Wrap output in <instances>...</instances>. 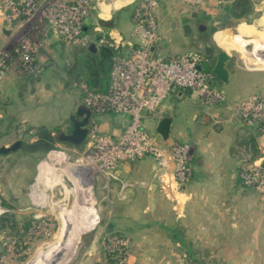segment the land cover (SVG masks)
<instances>
[{
	"label": "rangeland",
	"instance_id": "obj_1",
	"mask_svg": "<svg viewBox=\"0 0 264 264\" xmlns=\"http://www.w3.org/2000/svg\"><path fill=\"white\" fill-rule=\"evenodd\" d=\"M90 4V15L83 21V26L88 18L95 19L97 16V2H91ZM179 5L182 6L174 0H159L155 8L154 16L157 21V26L161 27L165 35L160 42L163 48L162 51L171 54L194 52L204 56L205 51L210 50L214 62L215 55L223 49L231 54V60L228 64V82L226 84L220 83L215 87L224 91L227 96V102L235 103L237 100L234 98L238 97V95L239 99L247 96L264 97V64H261L257 60L256 52L246 54L242 50L244 44H259V42L262 44L264 42V37H260L264 35V25L262 27L259 25V20L264 17V0H254V15L251 22L230 16L226 21H222V15L226 14L223 10L221 12L216 11L211 15L209 14L210 16L206 12L199 11V13L203 14V22L207 26L212 25L217 29V32L214 33L216 35H212L211 37L207 34L199 35L196 32L194 24L197 23V18H191L188 24L190 26V32L187 35L183 34L182 28H179L176 33L171 30L173 28L171 25L176 22L177 17L189 15L187 12H179ZM133 8L134 6L132 5L124 8L125 13L122 12L120 14L121 17H119L121 19L115 21L118 25L117 28L106 29V32L95 28L96 30H94L97 32L94 31L95 34L88 35L91 41L90 43H92L94 37L97 35H100L102 37L101 39L108 37L114 42L116 37L114 39L112 38L111 31H124L126 29V12L129 11L131 13H128L132 15ZM25 34L26 37H33L37 47H39L36 50L37 56L41 53L53 58L56 56L52 53L48 54V51H50L47 43L49 31L46 25L31 24L25 28ZM125 34L126 32L119 35L123 37ZM51 36L57 40L52 34ZM200 36L205 37L207 40L200 42L198 39ZM60 43L69 50L75 49L78 53L82 52L84 48ZM69 55L70 51L66 55L67 62L63 64L61 70L58 69L52 74L53 77L66 73L65 69H69L74 63V59ZM41 71L39 67L36 68L35 72L29 73L20 70L18 67L10 66L3 72L0 79V83H2V86H0V134L4 132L6 123L11 117L18 123V126L21 125L24 129L32 128L34 131V128L43 126L49 130L58 128V132L62 133L70 131V121L68 118L69 116L76 118V116L75 114H69L67 116L60 115V111L63 105L70 104L68 100L71 99L73 93L79 92L73 90V87H71V92L62 95L60 99H57V96L53 97V100L51 99L47 104L37 103V100L19 101L6 92L8 88L6 87V83L10 79L7 76L13 74L19 78L25 77L30 79L38 76ZM75 83L78 84L77 81ZM31 87V85H28L25 90L29 91ZM52 90L57 91L58 88H53ZM36 91L40 90L36 89ZM169 102H165L164 107L168 106ZM194 102L196 103V101ZM39 106L42 108L43 106L44 108L47 106L50 109L48 111L51 117L35 116ZM192 109L191 100L187 96L183 101H177L175 110L181 115V118L180 116L176 118L177 123L181 125L182 121H190ZM182 115L186 117L184 120H182ZM144 123L149 124L151 121L146 120ZM149 133L153 134L152 131H149ZM184 134L186 133L184 132ZM184 134L181 131L177 133L176 130L172 136H176L181 142L178 144H184L182 142L186 138ZM259 135L263 136L261 134ZM6 137L2 138V142H8L9 140L11 142L13 139L10 135H8V138ZM83 147L84 144L77 149L73 145L56 140L54 150L45 156H37L30 159L11 156L8 161L5 157L0 159V208L6 210V213L10 215H14L19 210L26 211L28 206L26 192L29 189L33 194L34 192L36 193V206L30 205L32 209L29 211L37 217L36 222L29 224L26 230L18 223L16 225L14 224L12 228L0 232V257H3L1 264H31L41 250L54 244L59 239L60 233L62 232V224L66 221L61 215L63 211L70 213L67 218L69 225L74 222L77 216L82 228L75 231L76 229H73L74 225L73 227L71 225L65 231L68 234L67 237L70 234L73 236L75 232L78 236L71 253L68 252L69 248H65L63 251L65 254L57 256L62 259L60 264H110L106 259V245H101L100 243L101 239L108 233H113L118 238H123L122 241L124 239L126 241L124 249L122 247V253L125 255L121 259L123 264H191L186 258L181 259L180 257L181 253L186 252L184 247L180 246L175 248L173 246H162L159 244L161 238L170 236V233L164 227L165 225L172 224L174 218L179 219L178 223L182 227V236L186 241L190 242L191 228L189 226H191V213L186 215L183 211L180 212L177 208L174 195L167 194L166 191L163 194L168 202L164 203L162 208L158 206L157 211L154 209L152 212L150 210L143 212L144 207L143 205H139L138 199L128 204L129 199L125 196V191L129 190L130 187L138 186L122 181L115 185L111 181H106L101 176H92L87 170V167L83 165L85 163L81 159ZM262 151L263 149H261V153ZM43 161L49 167L45 175H42L39 171V166L44 163ZM190 165L189 176L184 181L178 182L177 188L173 189V194L176 195V193H180L186 189L191 179ZM246 166L241 165L240 167ZM72 173L75 174V178ZM79 174L85 179H82ZM44 178L61 179L67 191L61 189L59 186L51 189L48 188L44 184ZM241 186L259 197L264 198V195L257 194L251 188ZM76 210L77 214L73 212ZM169 210L171 214L168 213ZM252 216V221L255 222L263 219L256 212ZM27 217L28 214H24L21 221L25 220L24 222H28ZM160 219H162V222L158 224L156 221ZM75 224L78 225V222ZM144 225H150V228L145 229ZM109 226H112V228H109ZM131 238L132 240H129ZM148 239L150 242H147ZM12 242L14 243L13 245L10 244ZM116 247L119 249L118 246ZM40 263L43 264V262Z\"/></svg>",
	"mask_w": 264,
	"mask_h": 264
},
{
	"label": "built area",
	"instance_id": "obj_2",
	"mask_svg": "<svg viewBox=\"0 0 264 264\" xmlns=\"http://www.w3.org/2000/svg\"><path fill=\"white\" fill-rule=\"evenodd\" d=\"M158 1H135L131 40L124 42L119 38L114 43L119 51L109 64L106 89L92 92L83 82L73 87L79 91L77 99L90 111L81 153L83 165L90 174L116 181L121 165L150 157L159 188L173 196L178 182L189 176L191 147L185 143H162L155 134L149 133L148 123L144 121H158L165 102L177 93L190 92L196 96L199 106H225L234 111L245 126L264 136V97L247 96L229 103L224 91L213 85L214 76L204 68L201 55L163 52L154 16ZM174 1L193 13H209L221 12L231 0ZM90 3V0H0V16L13 33L10 42L0 49V79L10 66L29 73L39 68L36 55L39 47L33 37L25 34V28L31 24L46 25L49 33L64 44L88 48L91 41L84 32L83 21L90 15ZM255 54L264 64V47L260 42ZM107 115L124 121L122 130L117 133L103 130L97 119ZM238 176L241 185L264 195V149L258 158L240 167ZM5 212L0 208V215ZM122 239L108 233L100 241L101 245H106V259L110 264H123L122 247L124 249L126 241Z\"/></svg>",
	"mask_w": 264,
	"mask_h": 264
},
{
	"label": "crops",
	"instance_id": "obj_3",
	"mask_svg": "<svg viewBox=\"0 0 264 264\" xmlns=\"http://www.w3.org/2000/svg\"><path fill=\"white\" fill-rule=\"evenodd\" d=\"M90 1L97 2V16L95 19L88 18L85 21L84 32L87 35L95 34L97 28L101 29L102 32H106V29L117 28L118 25L115 21H119L121 19L119 18L121 17L120 14L125 13L124 8L129 5L134 6L136 0L125 2L124 0ZM186 8L179 5L178 9L180 10L177 9L179 12H187L189 15L179 16L176 22L172 23L173 28L170 29L175 33L178 32L179 28H182L183 31V26L188 25L191 21L193 12ZM128 12L125 15L126 29L124 31H111L112 38L116 37L114 43L119 38L124 42L131 40L132 21L131 14H129L131 12ZM214 12L208 13V16ZM263 19L264 17L259 20L261 27L264 25ZM106 23L110 24V28H104L103 25ZM125 32L126 34L123 37L119 35ZM187 33L183 32L186 35ZM158 34L161 39L165 36L160 26H158ZM12 36V31L7 29L0 16V49L10 42ZM96 37H99V40L94 44L93 51L97 50L102 43L101 36L97 35L94 39ZM260 37H264V35ZM94 39L92 43H94ZM47 43L50 50L48 54L52 53L56 56L53 58L42 53L37 56V63L42 71L36 77L29 79L19 78L13 74L7 76L10 77L6 83L8 95L19 101L37 100V103L47 104L51 99L53 100V97L57 96L56 98L60 99L62 95L71 92V87L75 85V82L70 83L66 73L55 77L52 74L58 69L61 70L63 64L67 62V52L70 51L69 56L74 60L79 57L81 52L78 53L75 49L69 50L53 39L50 33L48 34ZM159 47L161 50L163 49L161 43ZM261 47H264V42ZM50 73L51 75H49ZM28 85L32 87L29 88V91H26ZM213 85L217 86L218 84L213 81ZM0 86H2V83H0ZM53 88H58V90L53 91ZM36 89L40 91H36ZM72 89L75 90L74 87ZM186 96L191 100L193 109L191 110L190 121H182L180 125L176 121L178 116L181 118L180 113L175 110L176 102L183 101ZM77 98V93H73L71 99L68 100L72 108L71 114L73 112L75 114L78 105L81 104ZM234 99H239V95ZM194 101H197L196 96L190 92L177 93L171 98L169 105L164 107L162 114V116L171 119L170 134L164 143H181L176 136H172L173 132L177 130V133L179 131L183 134L186 133L184 134L186 138L182 142L190 144L192 149L191 179L186 189L176 193V195L173 194L178 210L183 211L186 215L191 213V226H189L191 228V241L188 242L183 238L182 227L178 223L179 219L174 218L172 224L164 227L170 233V236L161 238L159 244L175 248L187 246L191 249V264H264V198L243 188L238 177L239 167L248 163L254 152L256 158L260 156L261 149H264V136H260L254 128L245 126L236 113L227 107L203 108ZM48 110L50 109L47 106L46 108L39 106L35 116L51 117ZM182 117V120L186 118L184 115ZM97 121L103 130L113 133L122 130L124 125V121L120 122V118L114 115L98 118ZM157 122V120L151 121L147 125L148 131L155 134L154 129ZM24 131L23 126H18L16 133L10 135V137H13L11 142L10 140L2 142V138H0V147H8L21 139L32 141L34 139L33 132L25 134ZM171 136L172 138H170ZM252 146H254V152H252ZM153 174V161L150 157H146L121 165L117 173L118 180L111 182L115 185L121 181L136 184L138 187H130L124 193L129 199L128 204L138 199L139 205L144 207L143 212L147 210L152 212L154 209L157 211L159 207L162 208L163 204L168 202ZM26 197H28L26 211L19 210L14 213L16 220L20 221H17L19 225L22 224L21 220L26 213L28 214V220H31L30 223L37 220L36 215L29 211L32 209L31 206H36V193L33 194L28 189ZM159 210L161 211V209ZM255 212L263 217L261 221H252V215ZM168 213L171 214L170 210ZM4 214L6 212L2 213L0 217ZM156 222L161 224L162 219ZM149 226L144 225V228L149 229ZM174 230H179L181 234L175 236ZM129 240H132V238ZM147 242H150V240L148 239ZM180 257L181 259H187L189 257L187 250L185 253H181Z\"/></svg>",
	"mask_w": 264,
	"mask_h": 264
},
{
	"label": "trees",
	"instance_id": "obj_4",
	"mask_svg": "<svg viewBox=\"0 0 264 264\" xmlns=\"http://www.w3.org/2000/svg\"><path fill=\"white\" fill-rule=\"evenodd\" d=\"M254 0H231L224 8L223 11L228 14L230 17L236 19H245L248 22H251L254 15ZM104 28H110V24L103 25ZM102 38V37H101ZM119 51L118 48H115L114 42L105 37L102 39L101 45L98 47L97 50L91 51L87 47H84L79 57L74 60V63L66 70V77L68 78L69 82H83L87 88L92 92H102L106 89L107 82H108V73H109V64L111 62L112 57ZM203 61L202 64L204 68L212 72L213 66V59H209L206 55L202 56ZM217 84H220L219 81L214 79ZM77 96H80L77 93ZM71 105L65 104L62 106L60 115H67L71 114ZM74 114V112L72 113ZM1 122V120H0ZM69 122V121H68ZM69 130H71V124L69 122ZM252 128V127H251ZM25 129L23 133L30 134L33 132L34 139L30 141L29 139H21L19 140L20 145L18 149L8 154H0L1 158H7L6 160H10V157L16 158H35L39 156H45L52 150H54V143L56 142V134L58 132V128H53L51 130L47 129L46 127H37ZM18 130V123L14 121V118H10L9 121L6 123V127L4 128V132L0 134V138L8 135L11 133H16ZM84 144V141L76 146V148H80ZM252 152H254V146L251 147ZM256 158L255 152L248 163L243 165H247L251 163ZM239 171V169H238ZM239 177V176H238ZM240 181V179H239ZM241 184V181H240ZM16 217L12 214H4L0 217V232L5 229H10L14 226V224H18L16 222ZM25 221V220H24ZM22 221L23 229H27L31 220L28 222ZM112 228V226H109ZM175 236H179L181 232L179 230L173 231ZM189 254L187 260L191 262V249L187 246H184Z\"/></svg>",
	"mask_w": 264,
	"mask_h": 264
},
{
	"label": "water",
	"instance_id": "obj_5",
	"mask_svg": "<svg viewBox=\"0 0 264 264\" xmlns=\"http://www.w3.org/2000/svg\"><path fill=\"white\" fill-rule=\"evenodd\" d=\"M203 17V14L201 13H193L192 18H199L201 19ZM228 14L222 15V21H226L228 19ZM173 27V24H172ZM190 31L189 25L183 26V32L187 33ZM217 32V29L214 26H210V33L214 34ZM99 40V37H96L94 39V43L90 44L88 49L93 51L94 44ZM246 53H252L257 51V44L256 43H250L243 45L242 47ZM231 60V54L226 52L225 50L221 49L217 54L214 61V64L212 66V74L216 80H218L222 84H226L229 77V71H228V64ZM182 94V93H180ZM75 117L69 116V121L72 125V130L69 134H65L62 132H58L55 136L56 140L58 142L70 144L73 146H78L81 144L86 137L87 129L86 126L88 124V120L90 117V111L87 107L80 104L78 105L75 113ZM171 129V119L166 116H162L155 126V134L158 137V139L164 143L167 141ZM20 145L19 141H15L8 147L1 146L0 147V154H8L10 152L15 151L18 149Z\"/></svg>",
	"mask_w": 264,
	"mask_h": 264
},
{
	"label": "bare ground",
	"instance_id": "obj_6",
	"mask_svg": "<svg viewBox=\"0 0 264 264\" xmlns=\"http://www.w3.org/2000/svg\"><path fill=\"white\" fill-rule=\"evenodd\" d=\"M263 23H264V19H263ZM242 50H243L244 53H246L243 48H242ZM252 53H255V52H252ZM246 54H251V53H246ZM48 169H49V167H48V165L45 162L42 163V164H40V166H39V171H40V173L42 175L43 174L45 175L47 173ZM72 172H73V170H72ZM72 175L75 178V174L72 173ZM44 184H46V186L48 188H50V189L59 186L61 189H64L65 191H67L66 190V186L63 184L62 180L61 179H58V178H44ZM73 212L77 214V210L76 211H73ZM68 214H70V213H67V211H63L61 213L62 217H64L66 219V221H64L63 224H62V232L60 233L59 239L54 244H52V245L44 248L43 250H41L37 254V256L34 258V261L31 264H39L40 262H43V264H60L62 262V259L60 257L58 258L57 256L60 255V254L61 255L65 254V252H63L65 248H69L68 249V252L71 253L72 247L74 246V244H76L78 234H76V232H75L73 236H71V234H70L67 237L68 234L65 233V231L67 229H69V226H71V225H72V227L74 225V228L73 229H76L75 231L80 230L82 228V226H81V224H80L81 222H80V220H78L77 216L74 219V222L69 225L67 223V220H68L67 218L69 217ZM76 222H78V225L75 224ZM66 254H68V253H66Z\"/></svg>",
	"mask_w": 264,
	"mask_h": 264
},
{
	"label": "flooded vegetation",
	"instance_id": "obj_7",
	"mask_svg": "<svg viewBox=\"0 0 264 264\" xmlns=\"http://www.w3.org/2000/svg\"><path fill=\"white\" fill-rule=\"evenodd\" d=\"M198 20H197V23L196 24H194V28L196 29V32L197 33H199V35H202V34H207L208 36H212V35H214V34H211L210 33V26L211 25H206L204 22H203V19H204V17H202L201 19H199V18H197ZM199 41L200 42H202V41H206L207 39L204 37H202V36H200L199 38ZM205 55L207 56V57H209V59H213V55H212V52L210 51V50H207V51H205ZM215 58H216V55H215V57H214V61H215ZM213 64H214V62H213ZM89 121V120H88ZM71 124V123H70ZM71 130H72V125H71ZM71 130L70 131H68V132H65V134H69L70 132H71Z\"/></svg>",
	"mask_w": 264,
	"mask_h": 264
}]
</instances>
